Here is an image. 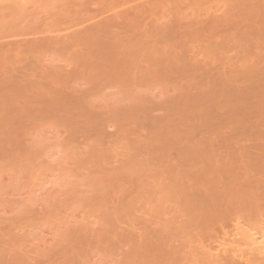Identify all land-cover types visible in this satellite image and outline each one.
<instances>
[{
    "label": "rangeland",
    "instance_id": "1",
    "mask_svg": "<svg viewBox=\"0 0 264 264\" xmlns=\"http://www.w3.org/2000/svg\"><path fill=\"white\" fill-rule=\"evenodd\" d=\"M262 42L264 0H0V264H210L263 226Z\"/></svg>",
    "mask_w": 264,
    "mask_h": 264
},
{
    "label": "bare ground",
    "instance_id": "2",
    "mask_svg": "<svg viewBox=\"0 0 264 264\" xmlns=\"http://www.w3.org/2000/svg\"><path fill=\"white\" fill-rule=\"evenodd\" d=\"M252 11V10H251ZM250 13V14H249ZM247 15H251V13H253V11L252 12H249ZM229 19H231L230 17H228ZM218 22V21H217ZM229 22V21H228ZM212 23V22H211ZM216 26V25H215ZM202 30V29H201ZM195 31V30H194ZM174 32V31H173ZM163 34H164V32H163ZM166 34V33H165ZM174 35V34H173ZM203 36H205L204 35V33L203 32H192V34L190 33V37H192V39L195 41V40H199L200 38L202 39V37ZM167 37V36H166ZM168 37H170L169 35H168ZM168 37H167V39H168ZM173 37V36H172ZM172 37H171V39H172ZM166 39V40H167ZM204 39H206V38H204ZM261 40V39H260ZM263 40V39H262ZM167 43V42H166ZM263 43V42H262ZM264 44V43H263ZM258 45V44H257ZM260 45H261V43H260ZM259 46V45H258ZM182 47H186V46H182ZM257 47V46H256ZM264 48V47H263ZM182 49H184V48H182ZM262 49V48H261ZM259 50V49H258ZM264 50V49H263ZM257 52V51H256ZM259 53V52H258ZM262 52H260V54H261ZM254 54H256V53H254ZM257 57H259V56H257ZM260 57H262V56H260ZM256 58V57H255ZM264 58V57H263ZM262 58V59H263ZM122 59V58H121ZM261 59V58H260ZM117 60V59H116ZM256 60H258L259 62H260V60L259 59H255L254 60V63H255V61ZM120 61V60H119ZM246 63V62H245ZM263 63V62H262ZM243 64V63H242ZM259 64V63H258ZM225 65V64H224ZM252 66V65H251ZM182 67V66H181ZM184 67V66H183ZM226 67V66H225ZM258 67H259V65H258ZM245 68V67H244ZM249 69V67L247 66L246 68H245V70L246 69ZM254 69V67H251V69ZM181 69V68H180ZM227 69H230V68H227ZM247 69V70H248ZM257 69V68H256ZM263 69V68H262ZM262 69H260V70H262ZM184 70H185V68H184ZM235 70V69H234ZM242 70V69H241ZM247 70L246 71H244V75L242 74V76H243V78L244 79H248L249 80V78H246V76H245V72H246V74H248V73H250V71L252 72L253 70H250L249 72H247ZM258 70V69H257ZM264 71V70H263ZM263 71L261 72V73H263ZM230 72V71H229ZM256 72V71H255ZM259 72V71H258ZM116 73V72H115ZM253 73H254V71H253ZM118 74V73H117ZM116 74V75H117ZM227 74H228V71H227ZM252 74V73H251ZM251 74L250 75H248V76H251ZM112 75V74H111ZM114 75V74H113ZM112 75V76H113ZM122 75V74H121ZM124 75V74H123ZM220 75H222V73L220 74ZM255 75V74H254ZM262 75V74H261ZM260 74H259V76H261ZM264 75V74H263ZM120 75H117V78L119 77ZM211 76H213V75H211ZM230 76V75H229ZM114 77V76H113ZM116 77V76H115ZM121 77H123V76H121ZM208 77H210V76H208ZM218 77V76H217ZM220 77V76H219ZM222 77V76H221ZM252 77V76H251ZM251 77H250V79H251ZM212 78V77H211ZM214 78H215V75H214ZM214 78H212V79H214ZM242 78V77H241ZM109 79H111L110 78V75H109ZM123 79V78H122ZM256 79V78H255ZM113 80V79H112ZM115 80V79H114ZM208 80H210V78L208 79ZM215 80V79H214ZM213 80V81H214ZM256 80H258V81H260L259 79H256ZM212 81V80H211ZM258 81L256 82V81H254V82H256V85H257V83H258ZM263 81V80H262ZM220 82V81H219ZM222 83V82H221ZM225 84H226V82H224ZM262 83V82H261ZM208 84H209V82H208ZM207 84V85H208ZM223 84V83H222ZM233 84V83H232ZM206 85V86H207ZM212 85H213V83H212ZM216 85V84H215ZM215 85H214V87H215ZM218 85V84H217ZM216 85V86H217ZM228 85V84H227ZM254 85V84H253ZM264 85V84H263ZM220 86V85H219ZM218 87V86H217ZM231 86L229 85V88H230ZM237 87V86H236ZM219 88V87H218ZM223 88H225V87H223ZM249 88V87H248ZM258 88V87H257ZM210 89H212V87L210 88ZM243 88H241V90H242ZM250 89V88H249ZM222 90V89H221ZM220 90V91H221ZM225 90V89H224ZM223 90V91H224ZM230 89H228V91H229ZM232 90V89H231ZM233 90H234V88H233ZM232 90V91H233ZM239 90H240V88H239ZM238 90V91H239ZM251 90H252V88H251ZM251 90H249V91H244V92H246V93H248V92H250ZM259 90H260V88H259ZM210 91V90H209ZM207 92V91H205L206 93H210L211 94V91L210 92ZM227 92V91H226ZM231 92V91H230ZM235 92V91H234ZM234 92H232V94L234 93ZM243 92V91H242ZM242 92H240L241 93V95H242ZM252 92V91H251ZM256 92V91H255ZM263 92V91H262ZM217 93H219L218 91H217ZM236 93V92H235ZM240 93H238V94H240ZM245 93V94H246ZM253 93H254V91H253ZM259 93H261L260 91H259ZM202 94H204V93H202ZM229 94V93H228ZM248 94H250V93H248ZM199 94H197L196 96H197V98L201 95H199ZM209 95V94H208ZM227 95V94H226ZM225 95V96H226ZM235 95V94H234ZM258 95V94H257ZM202 96V95H201ZM205 96H207V95H205ZM204 96V97H205ZM209 96H213L214 98L216 97V96H214V94L213 95H209ZM208 96V98H210ZM229 96H231V95H229ZM263 94H262V98H263ZM222 97V96H221ZM235 97H239V96H235ZM241 97V96H240ZM239 97V98H240ZM243 97V96H242ZM260 97V98H261ZM200 98H202V97H200ZM200 98H199V100H200ZM207 98V97H206ZM228 99H230V97H227ZM234 98V97H233ZM245 98V97H244ZM204 99V98H203ZM212 99V98H211ZM228 99H227V101H228ZM246 99V98H245ZM202 100V99H201ZM216 100V99H215ZM215 100H213V101H215ZM218 100V99H217ZM220 100V99H219ZM218 100V101H219ZM235 100H238V98H235ZM262 100V99H261ZM51 101V100H50ZM226 101V103H228ZM247 101V100H246ZM200 102V101H199ZM202 102V101H201ZM203 102H205V101H203ZM206 102H208L209 103V101H206ZM211 102V101H210ZM223 102V101H222ZM222 102H220V103H222ZM230 102V101H229ZM238 102L240 103V102H243V101H241V100H238ZM192 103H193V101H192ZM191 103V104H192ZM218 103V105H219V102H217ZM216 103V104H217ZM224 103V102H223ZM226 103H224V105H226ZM231 103H232V101H231ZM230 103V104H231ZM236 103V102H235ZM195 104V103H194ZM241 104V103H240ZM262 104H263V102H262ZM196 105H198V104H196ZM205 105H207L208 106V104H205ZM210 105V104H209ZM229 105V104H228ZM243 105V104H242ZM244 105H245V103H244ZM259 105V104H258ZM199 106V105H198ZM203 106V105H202ZM212 107H213V105H211ZM210 106V107H211ZM231 106V105H230ZM192 108H193V106H191ZM210 107H209V109H210ZM217 107V106H216ZM221 107V106H220ZM252 107V106H251ZM233 108V107H232ZM244 108V107H243ZM242 108V109H243ZM202 109V108H201ZM204 109H205V107H204ZM212 109H214V108H212ZM239 109V108H238ZM206 110V109H205ZM239 110H241V108L239 109ZM239 110H236V111H238L239 112ZM247 110V109H246ZM243 111V110H242ZM262 111V110H261ZM250 112H251V110H250ZM258 112V111H257ZM211 114V113H210ZM230 114V113H229ZM236 115H237V113H236ZM263 115V114H262ZM207 117H208V114L206 115ZM232 116V115H231ZM235 116V115H234ZM261 116V115H260ZM205 117V116H204ZM204 117H203V119H204ZM218 117V116H217ZM220 117V116H219ZM223 117H224V119H225V116L223 115ZM233 117V116H232ZM232 117H230V118H232ZM244 117V116H243ZM211 118V117H210ZM229 118V117H228ZM206 119V118H205ZM207 120H209V119H207ZM210 120H213V118L212 119H210ZM229 121V120H228ZM245 120H243V122H244ZM201 122H202V120H201ZM230 122V121H229ZM263 122H264V120H263ZM216 123V122H215ZM218 123V122H217ZM222 123V122H221ZM220 123V124H221ZM231 123H233V125H234V123H237V122H231ZM261 123V122H260ZM208 124V123H207ZM219 124V125H220ZM238 124H240V123H238ZM212 125H214V124H212ZM218 125V127H217V130L219 129V130H221L220 129V126ZM228 125V124H227ZM226 125V126H227ZM230 125V124H229ZM232 125V124H231ZM232 125V126H233ZM245 125V124H244ZM223 126V125H222ZM225 126V125H224ZM225 126V127H226ZM262 126V125H261ZM224 127V128H225ZM230 127V126H229ZM240 127V126H239ZM242 127V126H241ZM255 127V126H254ZM207 128V127H206ZM210 128V127H209ZM212 128V127H211ZM210 128V129H211ZM234 128V127H233ZM243 128V127H242ZM257 129H258V127H256ZM263 128V127H262ZM213 129H215V125H214V127H213ZM237 129H238V127H237ZM253 129V128H252ZM241 130V129H240ZM215 131V130H214ZM242 131V130H241ZM206 132H208V131H206ZM212 132V131H211ZM253 132V131H252ZM264 132V131H263ZM209 133H210V131H209ZM217 133V132H216ZM216 133H215V135H216ZM212 134H214V132L212 133ZM218 134V133H217ZM214 135V136H215ZM258 135V134H257ZM168 140V139H167ZM165 142V141H164ZM169 142V141H168ZM168 142H166V143H168ZM204 142H205V140H204ZM207 144V143H206ZM164 145H165V143H164ZM202 146H203V143H202ZM209 146H210V143H209ZM220 146V145H219ZM261 146H263V145H261ZM161 147H162V145H161ZM165 147H166V145H165ZM204 147V146H203ZM264 148V147H263ZM262 148V149H263ZM201 150L199 149V152H200ZM213 151V150H212ZM211 151V153L213 154V152ZM261 151V150H260ZM207 152H209V151H207ZM215 152V151H214ZM262 152V151H261ZM264 152V151H263ZM262 152V153H263ZM193 153V152H192ZM216 153V152H215ZM203 154H204V152H203ZM206 154H208V153H206ZM210 154V153H209ZM200 155V154H199ZM232 155V154H231ZM202 156V155H201ZM204 156V155H203ZM207 156V155H206ZM206 156H205V158H206ZM235 156V155H234ZM211 157H213V155L211 156ZM210 156H209V158L208 159H210L211 158ZM219 157V156H218ZM203 158V157H202ZM204 158V159H205ZM214 158V157H213ZM231 158H233V157H231ZM234 158H236V157H234ZM203 159V160H204ZM218 160V159H217ZM231 160V159H230ZM207 161H210V160H207ZM214 161V160H213ZM219 161V160H218ZM220 162V161H219ZM244 162V161H243ZM262 162V161H261ZM203 163H204V161H203ZM213 163V162H212ZM229 163H231L232 165H233V163L232 162H229ZM210 164V163H209ZM216 164H218V163H216ZM219 165V164H218ZM221 165H223V164H221ZM259 165V164H258ZM205 166V165H204ZM227 166V165H226ZM235 166V165H234ZM238 166V165H237ZM210 167H212V166H210ZM209 167V168H210ZM216 167H218V166H216ZM233 167V166H232ZM206 168V167H205ZM213 168V167H212ZM225 168V167H224ZM227 168V167H226ZM208 169V168H207ZM242 169V168H241ZM259 169V168H258ZM213 170V169H212ZM222 170V169H221ZM211 171V170H210ZM209 171V172H210ZM223 171V170H222ZM222 171H220V172H222ZM225 171V170H224ZM233 171V170H232ZM208 172V171H207ZM206 172V173H207ZM216 172V171H215ZM219 172V171H218ZM236 172V171H235ZM234 172V173H235ZM205 173V174H206ZM212 173H213V171H212ZM223 173V172H222ZM224 173H227V172H224ZM229 173V172H228ZM232 172L230 171V174H231ZM215 174V173H214ZM231 176H233V175H230V177ZM45 189V188H44ZM47 189V188H46ZM246 193V192H245ZM248 195V194H247ZM264 199V198H263ZM191 204V203H190ZM264 205V204H263ZM191 206H193V205H191ZM263 207V206H262ZM194 208V207H193ZM188 209H189V207H188ZM191 209V208H190ZM261 224H259V226H260ZM249 226H251V225H249ZM258 227V226H257ZM224 234V235H223ZM222 238L220 239L219 238V241H218V243L214 246H212V245H209L208 246V248L206 247V246H204L205 248H202V254L203 255H205L206 257H207V262L208 263H210V264H221V261L222 260H224V259H226L227 258V256H228V258H232V259H234V258H237V259H239L241 262H244L245 264H254V263H256L257 261V259L259 260L260 259V261H261V259H262V262H263V260H264V243H262V241H264V225L263 226H261L260 228L258 227V228H255V227H250V228H248L247 226L245 227V226H241V225H239L237 222L234 224V226H233V228L232 229H230L229 231H223L222 232ZM230 260V259H229ZM232 261V260H231ZM227 262V261H226ZM239 262V261H238ZM243 263V264H244ZM258 264V263H257ZM262 264H264V263H262Z\"/></svg>",
    "mask_w": 264,
    "mask_h": 264
},
{
    "label": "snow or ice",
    "instance_id": "3",
    "mask_svg": "<svg viewBox=\"0 0 264 264\" xmlns=\"http://www.w3.org/2000/svg\"><path fill=\"white\" fill-rule=\"evenodd\" d=\"M262 243H264V241H262Z\"/></svg>",
    "mask_w": 264,
    "mask_h": 264
}]
</instances>
